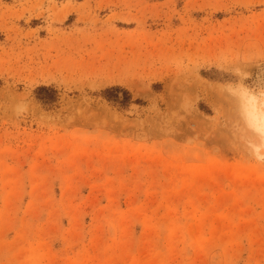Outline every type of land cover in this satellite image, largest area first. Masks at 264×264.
<instances>
[{"label": "rangeland", "instance_id": "374dc122", "mask_svg": "<svg viewBox=\"0 0 264 264\" xmlns=\"http://www.w3.org/2000/svg\"><path fill=\"white\" fill-rule=\"evenodd\" d=\"M264 0H0V264H264Z\"/></svg>", "mask_w": 264, "mask_h": 264}, {"label": "snow or ice", "instance_id": "6c2138e0", "mask_svg": "<svg viewBox=\"0 0 264 264\" xmlns=\"http://www.w3.org/2000/svg\"><path fill=\"white\" fill-rule=\"evenodd\" d=\"M230 90L244 101L239 134L245 139H258L261 148H264V84L258 94L251 93L242 85L233 86ZM261 158L264 159V156Z\"/></svg>", "mask_w": 264, "mask_h": 264}]
</instances>
